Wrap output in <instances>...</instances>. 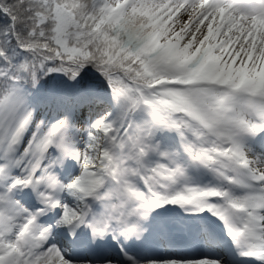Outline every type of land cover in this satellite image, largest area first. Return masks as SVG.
Listing matches in <instances>:
<instances>
[{"label":"snow or ice","instance_id":"snow-or-ice-1","mask_svg":"<svg viewBox=\"0 0 264 264\" xmlns=\"http://www.w3.org/2000/svg\"><path fill=\"white\" fill-rule=\"evenodd\" d=\"M0 264H264V0H0Z\"/></svg>","mask_w":264,"mask_h":264}]
</instances>
